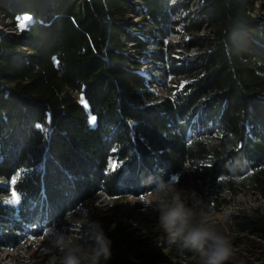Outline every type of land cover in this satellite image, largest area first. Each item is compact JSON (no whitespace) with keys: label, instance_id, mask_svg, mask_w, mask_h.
<instances>
[{"label":"trees","instance_id":"1","mask_svg":"<svg viewBox=\"0 0 264 264\" xmlns=\"http://www.w3.org/2000/svg\"><path fill=\"white\" fill-rule=\"evenodd\" d=\"M0 16V252L58 232L91 243V220L107 264H199L96 214L97 197L118 210L159 178L198 212L264 197V0H0ZM230 211L226 264H264V210Z\"/></svg>","mask_w":264,"mask_h":264},{"label":"clouds","instance_id":"2","mask_svg":"<svg viewBox=\"0 0 264 264\" xmlns=\"http://www.w3.org/2000/svg\"><path fill=\"white\" fill-rule=\"evenodd\" d=\"M158 214V225L166 233L170 243L175 244L181 254L185 251L197 254L199 264H226L232 255L229 241L210 224L217 214L197 211L200 201L189 204L184 190L170 178H159L147 201ZM231 211L225 210L227 219ZM90 232L91 243L74 245L68 237L58 232L51 241L52 247L63 254L61 264H107L111 259V241L98 221H85ZM82 255L87 259H82Z\"/></svg>","mask_w":264,"mask_h":264},{"label":"rangeland","instance_id":"3","mask_svg":"<svg viewBox=\"0 0 264 264\" xmlns=\"http://www.w3.org/2000/svg\"><path fill=\"white\" fill-rule=\"evenodd\" d=\"M26 22L27 21L25 20L22 22L19 21L17 23L18 27L21 28V26H23ZM7 24H9L8 21H5L4 18L0 16V31H4ZM178 39L179 35L176 34L171 38L170 41L176 42ZM194 54L195 53H190L188 57L191 58L192 56H194ZM141 62L144 61L141 60ZM139 72L144 76L151 75L149 74V66H144ZM185 83L186 80L181 79L180 85H183ZM159 94L166 95V91L160 90ZM11 193L12 191L10 192L7 201L11 199ZM184 195L186 197L185 193ZM143 198L144 199L129 198L124 204H122L120 209L113 210L107 202H104V200L106 201L104 197L98 196L96 201L94 202V207H96L95 213L101 216L107 215L109 217L115 218L123 225H125L127 230L133 233L134 237L145 240L146 243L148 245H151L157 252L165 254L167 250H169V247L165 245L169 243V238L167 237L166 233L159 227V225H156V222L158 221V214L155 211L154 207L151 204L147 203V201L151 199V194L144 196ZM191 199L193 200L194 197H191ZM233 205L234 206L225 208L224 211L235 209L237 208V206L246 209L258 206L262 210H264V197L239 196L235 199ZM223 212L217 214L214 224L209 225L210 227H214L219 234H222V230L224 227ZM88 237L89 235H85L86 240L88 239ZM52 251L53 247H51L41 238L34 239L32 237H23L19 241L16 249L6 247L4 251L0 252V264H53L51 253ZM239 251V248H232V253ZM83 257L87 258L86 256ZM175 263L184 264L182 260L176 261V259H173L166 264ZM237 264L245 263H243L242 261H238ZM253 264L258 263L254 261Z\"/></svg>","mask_w":264,"mask_h":264},{"label":"snow or ice","instance_id":"4","mask_svg":"<svg viewBox=\"0 0 264 264\" xmlns=\"http://www.w3.org/2000/svg\"><path fill=\"white\" fill-rule=\"evenodd\" d=\"M29 19H30V18H28V17H25V18H24L25 21H27V20H29ZM80 103H81V104H85V100H84L83 96L81 97ZM95 121H96V117H95V116H91V118H90V123H91V124H94ZM117 167H118V164H117L116 161H114V160H109V170H110V171H114ZM21 171H23V170H21ZM18 175H19V174H18ZM173 179H175V178H173ZM16 182H17V181H16V178H13V180H12V184H15ZM19 199H20L19 195L17 194V192H16L15 190H13L12 193H11V199H10L9 201H7V203L16 204V203L19 202ZM141 199H144V198L141 197Z\"/></svg>","mask_w":264,"mask_h":264}]
</instances>
